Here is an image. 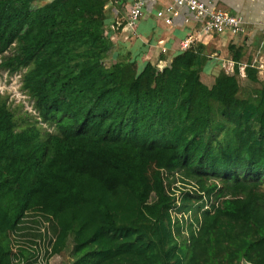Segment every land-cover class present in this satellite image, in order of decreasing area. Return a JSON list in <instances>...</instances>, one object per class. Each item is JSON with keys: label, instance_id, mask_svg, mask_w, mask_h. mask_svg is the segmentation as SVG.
Here are the masks:
<instances>
[{"label": "trees", "instance_id": "obj_1", "mask_svg": "<svg viewBox=\"0 0 264 264\" xmlns=\"http://www.w3.org/2000/svg\"><path fill=\"white\" fill-rule=\"evenodd\" d=\"M107 3L0 0V69L24 71L37 113L0 94V264L29 262L33 216L73 264H264V89L240 100L238 67L209 88L201 47L104 67ZM218 113L236 127L215 146Z\"/></svg>", "mask_w": 264, "mask_h": 264}, {"label": "crops", "instance_id": "obj_2", "mask_svg": "<svg viewBox=\"0 0 264 264\" xmlns=\"http://www.w3.org/2000/svg\"><path fill=\"white\" fill-rule=\"evenodd\" d=\"M216 3L224 12L241 17L245 22V32L238 38L218 36L205 42H195L192 45L191 48L201 47V52L208 58L202 78L205 79L204 84L209 88L214 86L221 72L227 71L228 62H233L238 68L253 67L257 62L261 64V68L264 65V56H262L264 36L261 33L264 24V0H216ZM169 4L168 0H149L146 16L139 24L135 34L120 33L125 42L129 40L137 42L144 51L143 55H140L139 72H142L147 64L158 66L160 63H164L170 67L173 59L184 52L180 48L181 43L189 37L195 38L200 31L198 23L184 24L183 20L188 17L187 11H182L181 18L175 19L172 26H166L158 21L156 13L164 10ZM106 11L110 15L111 23L114 9H106ZM110 34L113 38L112 42H114L116 37L114 33ZM231 46L236 50L243 49L253 59L250 58L251 60L249 59L248 62L246 56H243L241 60H235L230 50ZM164 49L167 51L165 54L163 53ZM254 67L256 68V66ZM259 69L257 67V70Z\"/></svg>", "mask_w": 264, "mask_h": 264}, {"label": "rangeland", "instance_id": "obj_3", "mask_svg": "<svg viewBox=\"0 0 264 264\" xmlns=\"http://www.w3.org/2000/svg\"><path fill=\"white\" fill-rule=\"evenodd\" d=\"M114 36L116 37L114 42H112V37L110 35L108 36L110 39L109 41L112 45V49L110 50L108 57L103 62L104 67L111 68L119 62L129 63L135 61L137 63V69L139 73L140 69L138 64L139 61H141L140 55H143L144 53L140 44L132 40L125 42L123 39V35L120 33ZM230 50L231 53H233V57L235 60H241L243 56H246L248 62L253 59L252 56L249 57L247 52H244L243 49L236 50L235 47L231 46ZM10 54L11 53L8 52L5 54V56H9ZM262 54V56H264V51ZM1 62L2 58L0 57V64ZM222 63H224V61H222ZM254 66H256V69L257 67L260 68L259 70H257V83L250 82L247 77L243 78L241 75L237 76L241 87V92L238 96L240 100L245 99L249 95L254 94L256 96L259 92L264 89V65L263 68H261V64L257 62L254 63ZM23 74L24 71L11 74L8 71L0 69V94L2 97L7 99V103L11 111H17L18 113H20V111L24 113L26 112L36 117L37 113L34 108L33 100L22 90ZM202 74L201 81L202 83H205V79L203 80ZM221 124L225 126L223 131H211L208 133V138L212 140V144L215 146H218L219 142L225 139L227 131L232 130L236 127L234 121L228 120L227 117H225L224 115L222 116L220 113H218L216 115V125ZM48 130L52 133L55 132V129L52 127H48ZM177 186L182 188L180 184H178ZM177 217H181V215L177 214ZM50 226L51 225L49 222L36 216L28 218L25 221L22 226L23 229L20 232L19 236L16 237L15 242V249H17L18 247H24L25 249H28L31 252V258L29 262L24 264L74 263L75 243L71 238L67 239L59 255L50 257L51 248L53 244V236L50 232Z\"/></svg>", "mask_w": 264, "mask_h": 264}, {"label": "built area", "instance_id": "obj_4", "mask_svg": "<svg viewBox=\"0 0 264 264\" xmlns=\"http://www.w3.org/2000/svg\"><path fill=\"white\" fill-rule=\"evenodd\" d=\"M105 9H114L113 19L109 29L106 30L105 36L109 33L114 35L119 33L135 34L139 24L146 16L149 0H107ZM169 5L156 13L158 21L166 26H172L174 20L181 18L182 11L188 12V17L183 21L188 25L192 22L200 25L198 35L193 38L189 37L181 43L182 51L191 49L195 42H205L218 36H229L238 38L245 32V22L241 17L232 16L221 10L216 0L199 1V0H168ZM264 36V24L261 28ZM113 40V38H112ZM167 51L164 49L163 53ZM168 67L164 63L158 65L161 71ZM226 72L235 74L237 66L233 62H228ZM240 75L246 77V67L238 68Z\"/></svg>", "mask_w": 264, "mask_h": 264}]
</instances>
